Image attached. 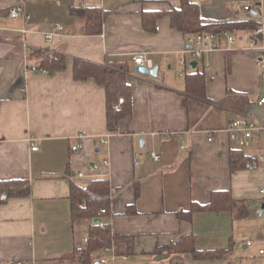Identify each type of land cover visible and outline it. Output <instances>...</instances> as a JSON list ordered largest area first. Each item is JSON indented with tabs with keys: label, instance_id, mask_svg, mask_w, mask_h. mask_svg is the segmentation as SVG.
Segmentation results:
<instances>
[{
	"label": "crops",
	"instance_id": "obj_1",
	"mask_svg": "<svg viewBox=\"0 0 264 264\" xmlns=\"http://www.w3.org/2000/svg\"><path fill=\"white\" fill-rule=\"evenodd\" d=\"M190 1L207 21L261 20L264 7L243 9L261 0ZM20 3L32 19L9 16ZM181 5L182 0H0V180L29 179L32 186L29 196L0 204V264H82L76 250L94 220L72 219L71 184L105 177L113 191L111 213L102 219L133 238L132 254L115 255L108 264H264V165L251 169L249 163L234 172L230 167L233 149L253 162L264 156V132L255 131L246 146L229 132L230 121L240 116L264 121L258 41L254 32L238 31L233 44L223 38L196 58L187 51L189 31L171 23V11ZM93 7L106 10L100 33L86 31L83 13ZM148 11L163 12L154 31L144 24ZM57 23L63 29L47 42ZM32 50L63 54L66 68L45 72ZM138 53L158 66L156 78L136 71ZM77 58L130 62L132 114L118 130L108 129L105 86L74 77ZM195 69L206 73V98L186 92L185 74ZM231 91L249 96L243 111L218 103ZM31 137L38 150H32ZM152 151L162 159L152 160ZM215 190H230L241 206L178 217L193 202L208 203ZM245 207L247 214L240 215ZM190 234L201 251H230L211 260L160 252Z\"/></svg>",
	"mask_w": 264,
	"mask_h": 264
},
{
	"label": "trees",
	"instance_id": "obj_2",
	"mask_svg": "<svg viewBox=\"0 0 264 264\" xmlns=\"http://www.w3.org/2000/svg\"><path fill=\"white\" fill-rule=\"evenodd\" d=\"M98 9V10H97ZM85 14L86 31L88 33H100L102 23L106 16V10L100 8H90ZM163 12L148 11L144 15V24L146 28L154 31L156 29V20ZM172 25L181 30L193 32H215L223 33L225 31L235 33L242 30L255 32L260 26L261 20L255 18L228 21H207L202 18L200 6L190 0H182L180 8L171 11ZM31 56L41 58L39 67L49 71H62L66 68V57L63 54H49L47 51L32 50ZM131 71V64L128 61H116L111 63H97L87 59H75L74 77L76 79L94 78L98 83L106 88L107 95V120L108 129L118 130L121 119L132 114V88L128 81ZM186 92L190 95H196L206 98V73L199 69L187 71L185 74ZM187 101V98L185 99ZM250 102L249 96L238 92H229L218 103H222L231 108L243 111ZM251 158L245 154L242 149H233L230 156L231 171L246 167L252 163ZM71 213L72 219L98 218L97 222H92L87 241L76 250L82 264H95L102 256V250L105 247L114 246L115 255L132 254V240L128 235L116 233L112 230L109 222L102 218L111 213V199L113 188L110 180L105 178H92L86 185L71 184ZM32 191L29 179H2L0 180V204H3L12 197L29 196ZM138 191V188H137ZM240 200L234 198L230 190H215L212 193L211 200L202 204L193 202L187 210H179L177 215L180 219L190 220L194 213L201 211H224L239 208ZM246 207L241 209L240 215L247 214ZM103 223V225L100 224ZM131 247V248H130ZM230 251V250H228ZM226 250H208L201 251L196 247V237L193 234L182 236L177 242L166 245L160 252L171 254L189 253L195 259H219L228 254Z\"/></svg>",
	"mask_w": 264,
	"mask_h": 264
},
{
	"label": "built area",
	"instance_id": "obj_3",
	"mask_svg": "<svg viewBox=\"0 0 264 264\" xmlns=\"http://www.w3.org/2000/svg\"><path fill=\"white\" fill-rule=\"evenodd\" d=\"M263 2L264 0H261L260 2H254V3H248V4L246 3L243 5V9L247 12H252L257 7H260V6L262 7V5L264 6ZM234 6L237 7L238 4L235 3ZM262 10H263V14L261 15V18H262L261 24L255 30L254 34H255L256 40L258 41V44L256 46L258 47L259 52H260L259 56L257 57V65L261 70L260 77L262 80H264V7H262ZM9 16L12 18L22 17L24 18V20L32 19V16L25 11V8L23 4L21 3L15 6H12L9 9ZM62 29H63V24L57 23L53 31L46 33L45 35L46 41L52 42L56 32ZM223 38H226L230 45L235 42L234 35L227 31L221 34L215 33V32H204V31L193 32V33L187 32V41L190 44L189 45L190 48H188L187 51L190 52L196 58H200L204 56V53H206L207 51H211L214 48L218 47ZM133 60L135 61L137 65H143L147 68H152V62L149 58L146 57L145 53H138L134 55ZM180 63L184 65L186 63V60L181 59ZM43 70L46 72L45 69ZM259 104H264V98L260 99ZM255 131L264 132V121L258 122L256 120H253L245 116H240L230 121L229 132L238 134V140L241 145H244V146L249 145ZM178 134L181 135V133H178ZM82 136H83V133H79L77 135V137H82ZM210 139L212 138L210 137ZM102 142L106 143L107 139L105 138L102 139ZM30 143L32 145V150H38L40 148V143L38 142L37 139L31 137ZM72 149L78 150L79 146L73 145ZM150 157L154 161H160L162 159L161 153L157 151H152L150 154ZM141 162H142V156L141 154H138L135 158V164L138 166ZM106 164H108L107 161H106ZM262 165H264V156H259L256 161L249 164V167L251 169H255ZM261 192L264 193V189H262ZM257 201L260 202L259 200ZM100 224L103 225L102 222H100ZM85 240L87 241V238ZM245 243L248 246L253 245L252 240H247ZM102 253H109L110 256L102 255L100 256L98 261L101 264H108V262L112 259V257H115L114 246L105 247L102 250ZM260 253L264 254V249L260 250ZM16 264H23V262L17 261ZM164 264H177V263L167 262Z\"/></svg>",
	"mask_w": 264,
	"mask_h": 264
},
{
	"label": "water",
	"instance_id": "obj_4",
	"mask_svg": "<svg viewBox=\"0 0 264 264\" xmlns=\"http://www.w3.org/2000/svg\"><path fill=\"white\" fill-rule=\"evenodd\" d=\"M254 14H257V12H255ZM197 65V61H192L190 64L191 68H195ZM136 71H138L139 73L145 74V75H150L154 78H156L158 76V66H154L152 68H147L143 65H136L135 66ZM261 211H264V204L261 206ZM98 218L94 219V222H97ZM95 264H101L99 261H96Z\"/></svg>",
	"mask_w": 264,
	"mask_h": 264
},
{
	"label": "rangeland",
	"instance_id": "obj_5",
	"mask_svg": "<svg viewBox=\"0 0 264 264\" xmlns=\"http://www.w3.org/2000/svg\"><path fill=\"white\" fill-rule=\"evenodd\" d=\"M191 58V57H190Z\"/></svg>",
	"mask_w": 264,
	"mask_h": 264
}]
</instances>
